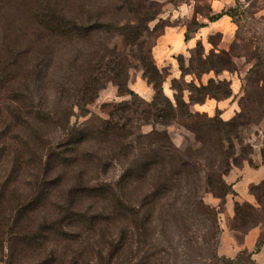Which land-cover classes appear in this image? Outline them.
<instances>
[{
    "label": "trees",
    "instance_id": "1",
    "mask_svg": "<svg viewBox=\"0 0 264 264\" xmlns=\"http://www.w3.org/2000/svg\"><path fill=\"white\" fill-rule=\"evenodd\" d=\"M160 6L151 0H64L60 5L34 0L29 15L31 25L28 33H22L25 39L21 43L27 44L15 47L2 43L0 92L9 101L6 112L13 119V127L9 136H0L1 141L5 140L1 146L7 145L8 150L17 154L12 163L27 170L31 181L28 191L22 193L14 185L18 176L0 180L1 237L34 241L49 233L70 240L71 236L80 237L84 228L101 231L116 219L129 223L141 236L146 225L157 220L205 219L212 208L204 203L202 194L211 192L224 202L232 192L224 177L232 169L230 158L234 152L228 154L224 144L234 148L233 139L240 141L237 130L244 126L239 120L241 115L224 121L218 108L213 116L193 109L194 104H202L208 98L221 100L232 95L230 81L216 79L225 70L216 65L222 57L219 54L226 53L217 48L205 53L203 44L197 41L190 51L198 53L201 69L186 71L184 57L179 55L180 78L186 74L199 77L210 71L215 77L199 87L193 81L188 83L187 101L182 90L174 85V78L173 98L166 96L162 85L168 72L155 65L151 49L164 28L172 23L162 25L147 52L136 43L144 32L149 34L156 29V25L150 29L146 24L160 21ZM229 8L214 15L208 14L209 7L205 14L194 10L192 27L185 23V41L203 26L196 21L195 13L213 21L229 15ZM119 13L126 16L124 22L118 20ZM118 34L124 36L125 46L137 45L136 55L132 49H119L111 41ZM52 46L53 52L44 54V49L48 51ZM211 55L216 61H211ZM132 60H136L142 77L153 88L150 101L128 87ZM107 83L116 87L118 96L129 95L132 100L104 102L112 107L106 118L70 123L74 109L88 113L87 106L95 102ZM222 84H227L223 91ZM173 123L191 132L197 146H176L167 131ZM146 124L151 129L142 132L140 126ZM45 127L50 133L59 131L61 136L56 139L44 133ZM6 139L8 144L4 143ZM96 155L124 157L122 173L114 181L78 179L70 184L66 180L67 173L75 168L94 163ZM233 162L241 166L243 161ZM220 167L224 169L221 171ZM250 187L264 211V179ZM85 200L96 204L95 211L88 214L83 210ZM46 204L51 206L50 217L32 227L28 221ZM235 216L237 221L238 203ZM240 221L246 223L243 218ZM231 222L230 228L236 230ZM258 225H264V220L246 232ZM76 228L79 231H74ZM263 241L264 229L256 250ZM223 260L225 264H253L251 254L245 251Z\"/></svg>",
    "mask_w": 264,
    "mask_h": 264
},
{
    "label": "rangeland",
    "instance_id": "2",
    "mask_svg": "<svg viewBox=\"0 0 264 264\" xmlns=\"http://www.w3.org/2000/svg\"><path fill=\"white\" fill-rule=\"evenodd\" d=\"M48 1L52 4L58 3V5L64 2V0ZM151 1H156L161 5V12L158 15L160 21L154 20L146 24L150 29L156 25V29L151 30L149 34L144 32L143 36L136 41L144 52L149 50L162 25L184 22L192 27V23L195 21L194 15L178 20L173 17L178 12L186 14V8L190 5L191 9L205 14L208 7V0ZM32 7H34V0H9V3L0 0V48L4 42L15 47L22 44L21 42L25 39L22 33H28L27 30L31 25L29 15ZM229 9L228 16L234 29V36L228 49H219L226 54H219L222 57L219 58L216 65L225 70L216 76V79L227 80L226 76L222 75L237 72L239 80H236L237 92L233 98L236 110L231 117L240 114L239 120L244 126L237 130L240 141L233 139L234 148L225 142L224 150L228 154L234 152L230 158L232 169L240 168L242 165L248 168H257L264 165V0H234V4ZM117 18L124 22L126 16L119 13ZM220 36V33H215L210 38L211 42L217 44ZM111 41L119 49H126L127 52L132 49L134 55L139 51L137 45L125 46L124 36L121 34L113 36ZM45 52L47 54L53 52V46L49 47L48 51L44 49V54ZM207 52L205 51V53ZM54 53L56 54L55 51ZM55 56L58 57V55ZM190 56L191 61L189 62ZM183 57L186 71L201 69L197 61L198 53L194 50ZM210 58L211 61H216V57L211 55ZM26 60L28 59L22 61ZM132 61L134 67L129 69V79L131 73L134 76L136 72L141 71L136 60ZM175 80L174 85L179 88L180 92L182 90L184 96L189 95L188 83L193 81L197 87L203 84L197 83L195 76L190 74ZM167 83L171 88L172 79ZM106 85L99 92L95 102L87 106L88 113H83L77 108L74 109L70 123L80 124L91 121L95 117L106 118L112 107L105 106L104 102L119 103L132 100L129 95L116 96V87L112 83ZM226 88L227 84H222V91ZM184 100L187 101L185 98ZM210 100L214 101L215 99ZM8 104L9 101L5 97V93L0 92L1 137L9 136V131L13 127V119L6 112ZM230 118L222 119L227 121ZM150 129L151 125L140 126L142 132H147ZM48 130L46 127L43 129L44 133L50 134L56 139L61 136L59 131L50 133ZM167 131L176 146L181 148L197 146L193 134L181 124L173 123L167 127ZM3 141L5 140L1 141L0 138V180L6 176H9L10 179L18 176L14 185L20 192L26 193L29 181H31L28 171L24 168L19 169L18 164L12 163L13 157H16L17 154L10 148L8 150L7 145L1 146ZM4 143L8 144V140L6 139ZM96 157L98 159L94 163L87 166L82 165L75 168L72 173H67L66 180L70 184H74L78 179H82V182L88 179H94V182L114 181L122 173L126 163L125 158H119L118 155H96ZM233 161L243 162L239 166ZM215 169L216 172L220 171ZM220 169L222 171L224 168L220 167ZM12 172L15 173L12 174ZM234 179L239 180L240 176H233L229 180L226 179V176L224 177L227 184ZM262 180L247 185V193L250 195L251 201L235 194L234 190L231 192L232 194H227L224 202L211 192H205L202 194L203 201L212 208V213L205 219L188 218L184 221L167 222L157 220L146 225L144 234L141 236H138L129 223H119L117 219L107 224L101 231H88L84 228L80 237L71 236L70 240H63L57 235L49 233L34 241H26V239L21 241V237L13 239L14 236L9 235L0 236V264H225L223 250L227 248L233 235L240 238L248 228L264 220V211L254 195L250 193V188H252L250 186L257 185ZM237 203L239 218L236 221L234 219L238 216L234 217V214ZM82 204L83 210L88 214L96 209V204L90 203L89 200L82 201ZM51 213V206L46 204L28 223L35 227ZM241 218L246 221L245 224H242ZM230 221L236 230L230 228ZM78 229L76 228L74 231H79ZM2 230L5 231L6 227L2 226Z\"/></svg>",
    "mask_w": 264,
    "mask_h": 264
},
{
    "label": "crops",
    "instance_id": "3",
    "mask_svg": "<svg viewBox=\"0 0 264 264\" xmlns=\"http://www.w3.org/2000/svg\"><path fill=\"white\" fill-rule=\"evenodd\" d=\"M233 4L234 0H208V14H217ZM193 15L194 9H191V6L188 5L186 8V14L178 12V14L173 17H176L179 20L182 18H190ZM195 18L199 23H202L203 26L200 27L189 40L185 41L184 39L186 31L185 23L176 22L164 28L163 32L156 38L151 49L155 65L160 70L166 69L168 72L162 86L166 96L171 99L173 98L174 91L170 88V84H168L167 81L181 77L177 56L189 54L190 50L194 48L197 41H200L203 44L205 51H209L212 48L228 49L231 41L233 40L234 29L228 15H222L218 19L211 21L206 16H203L200 13H195ZM215 33H220L221 36L219 42L216 45H213L208 39ZM229 74L230 75H222L226 76L227 80L230 81L232 95L229 98L214 101H211L208 98L202 104H194L193 109L212 115L214 114L215 109L218 108L221 112L222 118H230L236 110V103L233 101V98L237 92L236 80H239V77L237 72H235V74ZM211 77H215L212 71L200 74L199 77H195V81L197 83L204 84ZM190 78L192 79L191 76ZM128 87L144 100H150L153 96V88L142 77L141 71L136 72L134 76L131 73L128 81ZM116 96H118L117 93ZM184 98L188 100V95H185ZM233 176H240V179L229 181L232 191L234 190L235 194L237 193L242 198L251 201V197L247 193V185L259 182L264 178V165L257 168H248L245 165H242L240 168L231 169L226 176V179H232ZM263 229L264 225H258L245 232L240 238L233 235L230 242L227 244V248L223 250L225 257L233 259L238 254L245 251L251 254L253 264H264V241L262 242L260 248L256 250V244Z\"/></svg>",
    "mask_w": 264,
    "mask_h": 264
}]
</instances>
